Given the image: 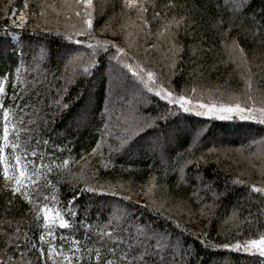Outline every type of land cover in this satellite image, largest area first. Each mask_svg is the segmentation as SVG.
<instances>
[{
    "label": "trees",
    "instance_id": "16d2710c",
    "mask_svg": "<svg viewBox=\"0 0 264 264\" xmlns=\"http://www.w3.org/2000/svg\"><path fill=\"white\" fill-rule=\"evenodd\" d=\"M50 1L43 0L45 4ZM24 2L25 0H12L10 4L9 0H0V80L8 78L5 81L4 103L6 106L15 108L11 98L14 92L13 82L17 81L16 69L19 67L20 80L25 82L22 87L17 82L15 87L18 96L22 93L23 99L20 106L23 107L24 104L34 106L25 111L33 113L35 110L38 114L23 117L24 126L31 128V133L18 130L15 134L10 132V137L15 138V135H19L22 142H28L33 146L39 141L38 153L43 156V162L53 168L50 173H47L46 169L43 171L46 172L47 179L56 184L59 198L64 202L65 208L68 207L67 201L79 192L73 205V210L78 211L73 227L68 229L56 227L54 233L56 246L59 247L63 243L67 251L73 236L83 243L86 239L85 229L80 226L79 221L84 220L89 225L106 224L114 211V206L119 204L122 207L126 206L130 213L135 212L137 219L142 217L144 222L164 228L173 236L180 235L179 230L175 228V221H179L181 228L186 229L183 240L193 252L191 264H261L264 258L259 257L258 254L250 255L228 249L207 247L195 234L208 233L209 242L215 245L225 242L226 238L232 239L233 242L234 238L241 240L249 237L258 238V232H264V203L257 198L256 194L251 193L248 187L233 184V181L238 178L246 182H258L260 179L255 181L254 177L248 175V173L254 174L251 169L245 172L246 174L240 173L239 170L243 168L230 161L227 158L228 153H223L237 147L251 159L264 160V143H251L253 139L264 140V125L239 118L190 117L193 124L200 121L202 127L206 129L200 145L195 149V156L199 157L201 153L207 155L206 162L200 161L198 167L199 175L204 183L210 186V191L203 185L198 186L196 164L185 166L187 181L178 183L179 172L173 169L178 168L184 159L193 158L186 152L190 141L183 132L178 133L168 145L166 161H162L158 151L153 153L133 150L131 153L110 156L105 144L95 156H89L88 163L85 164L80 161V157L84 153H90L100 139V133L105 127L101 118L105 108L109 110L113 124L117 120L123 123L128 115L132 97L124 91L123 80L118 71L117 83L113 82L116 76L108 63L107 56L104 55L100 57L102 66L94 71L92 77L78 78L75 84H68L67 76L71 75V71L66 72L64 67L67 62L64 46L68 42L56 35L65 28L57 29L55 25H52L53 22L45 23L39 19L41 0H27L28 22L22 27H15L11 21L5 19V12L11 15V8L22 9ZM99 2L101 3L102 0ZM104 2L102 14L98 17L100 22H96L94 12L95 29H104L107 23L109 29H115L119 34L120 29L116 28L117 24L126 21L128 16L132 19L137 18L135 11L129 12L122 9V0H104ZM143 3L147 8L145 16L150 22L152 42L157 40L156 33L162 25L167 24L173 17L176 19L180 16L186 17L178 35L182 50L178 54L177 68L172 77L173 86L177 90L181 87L191 88L193 85L199 89L202 87L212 89L222 85L229 90L245 87L242 74L227 59L229 53L222 43L224 37L221 35L224 29H229L230 36L237 38L238 43L246 51L249 70L254 74L253 89L264 87V0H243V9L235 12L233 9L236 5L233 0H172L173 8L167 7L169 0H143ZM154 11L160 12L161 16L154 19ZM218 21L221 23H217ZM131 22L138 25L141 23L138 18ZM5 24L8 25V31L18 34L17 39L5 34ZM109 32L110 30L103 31L99 34L100 36L97 34L96 36L100 39L116 40L108 37ZM127 37L128 41L132 38ZM116 41L125 42L122 36ZM160 44L163 51L162 40ZM130 45L131 51L140 56L137 45L132 43ZM41 46L44 48L43 54ZM80 47L71 45L73 49ZM145 56L141 55L142 60L151 62L150 67H155L158 71L162 70L164 60L158 57V53L152 52L146 58ZM242 71H245L244 68ZM61 76L65 79H59ZM117 85H120L122 89H115ZM64 87L68 88L63 97L64 102L70 105L67 109L57 108L54 103L55 100L61 99L58 90ZM158 110L159 106L155 98L141 107V112L145 115L155 116ZM15 119L19 120L20 116L17 115ZM30 119L36 120L37 124L29 125ZM45 119L46 125L43 122ZM0 135H2V121H0ZM29 135L32 137L30 141ZM45 140L48 141L47 144L44 143ZM209 149H213L211 154H208ZM101 152L104 154L103 159L100 158ZM10 153L9 147L5 156H9ZM179 153H184V156L178 158ZM53 159L56 164L51 163ZM64 159L70 160L69 165L65 166L66 170L57 167L63 163ZM77 161L79 163H76ZM35 162L40 163V156L36 157ZM12 163H15L14 158ZM82 170L89 184L102 188L105 192L116 191L120 193V196L129 197L136 196L143 188L149 186L150 177H156L155 184L158 186L155 189L163 197L161 201H164L162 209L164 215L149 211V208L158 206L143 207L132 197L129 201H123L120 196L81 192L85 184L76 179V176ZM69 171L73 174L72 176L68 174ZM9 174H13L11 166ZM40 183L42 190L50 196L51 187H44L47 181L41 179ZM194 192L198 193L204 204H210L215 200V207L210 216L201 215V205L193 196ZM214 193L218 195L214 196ZM30 209L31 205L28 202L19 195L15 197L12 195L10 186H6L3 177V165H0V223L6 224L11 221L15 225L18 221H23L21 228L27 230L28 221H32L30 225L32 231L29 232V236L39 244L38 236L42 229L35 223ZM189 210L193 213L191 218ZM234 210L237 213V219L230 221L228 218ZM249 213H251L250 220ZM165 216H171L172 219H165ZM67 218L73 220L70 216ZM42 223L41 214L40 224ZM61 235L67 239L61 241ZM89 246H92L90 240ZM44 251L46 254L47 244L44 245ZM25 261L30 264H44L38 251L26 252ZM85 264H87V257H85ZM176 264H188V257L184 256L180 259V254L177 253Z\"/></svg>",
    "mask_w": 264,
    "mask_h": 264
},
{
    "label": "snow or ice",
    "instance_id": "6c2138e0",
    "mask_svg": "<svg viewBox=\"0 0 264 264\" xmlns=\"http://www.w3.org/2000/svg\"><path fill=\"white\" fill-rule=\"evenodd\" d=\"M12 0H9L11 4ZM236 7L233 11L242 10L243 0H233ZM29 5L25 0L22 9L11 8L12 15L5 12V19L16 24L17 27L25 25L28 19ZM39 16L46 20V8H55L52 4H45L43 0L39 5ZM68 13H74L78 18V23L70 26L66 25L65 30L57 32L56 35L65 39L68 43L64 46V55L67 62L64 64L66 72L71 71V75L67 76L68 84H75L78 78H90L94 75V71L102 66L100 57L107 56L108 63L112 66V71L119 72L123 80L125 91L132 96L128 115L121 123L117 120L114 124L110 120L109 110L105 108L102 113V120L105 124L104 129L100 133V139L96 142V146L91 149L90 153H84L80 157V161L88 163L89 156H95L101 147L107 144L109 155L120 153H131L133 150L157 151L161 155L162 161L167 160L168 145L178 133H185L189 137V147L186 152L190 157L184 159L178 168L173 169L179 172L178 183L186 182L185 166L196 164V179L198 186L203 185L205 189L211 190L210 186L206 185L203 178L199 175V162L207 160V155L201 153L199 157L195 156V149L200 145L202 136L206 129L202 127V122L197 121L193 124L190 117L201 118H216V119H233L253 121L260 125H264V94L259 98L252 94L253 90V73L249 70V61L246 57L245 49L238 43V39L230 36V30L224 29L221 35L224 37L222 43L229 53V57L237 67L244 68L242 78L244 79L245 88L239 93H221L220 96H213L210 90L199 89L193 85L191 88L181 87L177 90L173 86L172 77L175 75L177 68L178 54L182 48L178 40L179 31L186 21L185 16H180L179 19L173 17L167 24L156 33L157 40L163 41V49L165 55L163 57L164 65L162 70H157L155 67H150L149 63L142 60L136 53L131 51V45L127 43L128 37L125 36V42H117L116 40L100 39L95 35L94 28V4L93 0H71V2L62 6ZM168 8H173L172 0H169ZM122 9L135 11L140 24L137 25L141 38L150 36V22L146 18L145 7L143 0H122ZM19 11V16L15 13ZM36 15V13H33ZM160 12L153 13V18L160 17ZM68 17H66L67 19ZM19 21L17 24L16 22ZM221 23V22H217ZM123 25L121 29H123ZM215 27V25H214ZM70 28V30H69ZM148 31H145V30ZM175 29V30H173ZM109 30L106 23L105 28L101 31ZM5 34L10 35L13 39H17L18 34L14 31H8V25L5 24ZM123 32L121 31V33ZM81 46L73 49L71 45ZM160 43L150 44L144 49L145 55L151 50H160ZM81 48L83 50H81ZM44 48L41 46V53ZM170 73V74H169ZM17 81L13 82L14 92L11 98L12 106H6L4 98H6L5 81L0 80V121H2V135H0V165H3V177L6 186H10L12 195H19L24 201L31 205L30 214H32L37 226L42 229L39 232L38 241L29 236L32 231L30 225L32 221H28L29 228L24 230L21 228L23 221H18L15 225L11 221L0 223V264H30L25 261V255L28 251H38L40 259L44 264H176L177 253L180 254V259L184 256L188 257V264H191L193 252L190 246H187L183 240V234L186 229L181 228L179 221H175V228L179 230V236H173L168 230L157 227L150 222H144L143 218L137 219L135 212H129L127 207L114 206V211L106 224L89 225L84 220H80V226L85 229V241L81 243L75 236L69 242L70 247L65 251L64 244L56 246L55 230L68 229L73 227L78 211L73 210V205L78 198L79 192L72 196L68 201V207H64V202L59 198V193L51 180L47 179V173L53 171L49 164L43 162V156L38 153L39 141L35 146L28 142H22L19 135L15 138L10 137V132L15 134L18 130H23L25 133H31L32 129L25 127L23 117L25 115H38L35 113H26V109L30 106L24 104L21 107L22 93L15 92L17 82L22 87L25 83L20 80V68L16 69ZM56 79V77H54ZM59 79H65L64 76ZM68 91L67 87L58 90V95L61 99L54 101L57 108H69V104L64 102V93ZM83 98V93H81ZM155 98L159 110L156 115H145L141 112V107L150 99ZM162 102V103H161ZM19 115L20 119L15 117ZM171 118V119H169ZM45 125L47 120H43ZM162 122V123H161ZM187 122V123H183ZM29 125L37 124V121L30 119ZM11 125V127H10ZM114 137V140L112 138ZM32 139L29 135V141ZM112 140L111 143H108ZM45 144L48 141H44ZM252 144L264 143V140L253 139ZM11 148L9 156H5L7 149ZM213 149L208 150L211 154ZM50 155V154H49ZM40 156V163L35 162L36 157ZM184 153H179L178 158H182ZM31 157V158H29ZM14 158L15 163H12ZM100 158H104L103 152L100 153ZM52 164H56L53 159ZM70 160L64 159L63 163L57 167L65 169L69 165ZM76 163H79L77 161ZM11 166L12 175L9 174ZM66 170V169H65ZM70 176L73 174L69 171ZM167 173H165L166 175ZM260 181L246 182L244 179H235L234 185L246 186L250 192L256 194L257 198L264 203V169L260 171ZM46 180L44 186L51 187V195L41 188L40 180ZM76 179L84 182L85 187L80 191L96 193L98 195L120 196L116 191L105 192L102 188H98L88 183V178L82 170ZM156 177H150L149 184L153 187ZM218 194L214 193V196ZM145 196H152V187H149L145 192ZM196 200L200 203L201 215H211L212 209L215 207V200L210 204H204L202 198L197 192L193 193ZM123 201H129V196H120ZM191 199V198H190ZM153 205H156V200L153 199ZM11 203V201H9ZM143 207H149L148 204ZM163 201L156 208H149V211H156L158 215H164ZM42 214L43 223L40 224ZM27 215V214H26ZM193 213L189 210V217ZM72 217L73 220L67 217ZM165 219L171 220V216H165ZM237 219V213L234 210L228 218L230 221ZM251 213H249V220ZM227 222V221H226ZM14 229V230H13ZM91 234V235H90ZM200 238V242L207 247H215L228 249L235 252H243L250 255L258 254L264 258V232H258V238H239L227 239L223 243L212 245L208 240V233H196ZM239 235V233H238ZM67 238L61 235L60 240L64 241ZM89 240L92 246H89ZM47 244V253L45 254L44 245ZM11 253V255L9 254ZM264 264V260L261 261Z\"/></svg>",
    "mask_w": 264,
    "mask_h": 264
},
{
    "label": "rangeland",
    "instance_id": "374dc122",
    "mask_svg": "<svg viewBox=\"0 0 264 264\" xmlns=\"http://www.w3.org/2000/svg\"><path fill=\"white\" fill-rule=\"evenodd\" d=\"M107 1V0H105ZM71 2V0H51L50 2H48V4H52L55 8V11H53L52 8H46L45 11H46V20H47V23L48 22H53L52 25H55L57 29H60V28H65L66 25L70 26L72 24H76L78 23V18L75 17L74 13H68L62 6ZM95 2V3H94ZM103 2L104 0H102V2L100 3L99 0L95 1L93 0V4H94V12H95V17H96V22H100V19L98 18L100 14H102V9H103ZM100 3V4H99ZM105 3V2H104ZM12 15V14H11ZM15 16H19V11H17L15 13ZM40 17V16H39ZM66 17H68L66 19ZM41 21L44 22V19H42L41 17L39 18ZM98 19V21H97ZM134 20L137 18H133ZM130 16H128V18L126 19V21L120 23V24H117V27L116 28H119L120 29V33L121 31L123 33H125L124 35H120L116 32L115 29H109L110 32L107 34L108 37H112L114 39H119L120 36H122V38L125 40V36H129V37H132L130 41H128V43L130 42V44L132 43L133 45H137L136 47L138 49H140V51H138V53L140 54L139 57H141V55H145V51L144 49L147 48L148 45L150 44H156V43H161V40H155L152 42V38H150V36L148 38L144 37V38H141L142 37V34L139 33V29H137V25L138 23H133L131 22L133 20ZM28 20V19H27ZM28 21H26L27 23ZM17 24L19 23V21L16 22ZM25 23V24H26ZM13 24V23H12ZM15 27L16 24H13ZM96 25V23H95ZM116 25V24H115ZM124 26L123 29H121V26ZM110 28V27H109ZM101 29H95V35L97 34L98 36H100L99 34H102L100 31ZM151 40V41H150ZM121 42V41H120ZM152 52H156L158 53V57L162 60L164 55H166L167 53H165V51L163 50H151L147 56L150 55V53L152 54ZM145 56V58L147 57ZM229 56V54H228ZM142 59V57H141ZM228 61L233 65V66H236V69L238 68L237 67V64L233 63L232 60L230 59V57L227 58ZM238 72H240L241 74L244 73V71H242V67H239L238 68ZM116 78L114 77V83L116 84L117 83V72L114 73ZM240 75V74H239ZM241 76V75H240ZM242 77V76H241ZM245 85V83H244ZM245 87H243L241 89H235V90H229L227 87L225 86H220V87H215V88H212V89H205V88H201V89H204V90H210L211 94L213 96H220L221 93H224L225 95H227L228 93H235V94H239L241 93L243 90H244ZM115 89H122V87L120 85H117L115 86ZM119 91V90H118ZM125 91V89H124ZM252 94L254 96H256L257 98H259L260 95L264 94V87L263 88H258L257 90L253 89L252 90ZM128 95L130 97L131 94L128 93ZM223 153H228L227 154V158L230 160V161H233V163L235 165H237L238 167H242L243 169H240L239 172L240 173H245L247 172L248 170H252V172H254V174H251V173H248V175H251L252 177H254V180H258V179H261L260 177V171L263 169V166H264V160L262 158H260V160H256V159H251L247 156H245V154L243 153L242 150H240L239 148H232L230 150H226L225 152ZM246 174V173H245ZM249 178V177H248ZM149 187H152V196L151 197H148V196H145V192L148 190ZM130 195V194H129ZM133 198V200H137L139 201V205H145V204H148V205H152V200L155 199L156 200V206H158L160 203H161V200H163V197L158 194V192L156 191L155 187H153L151 184H149V186H146L145 188H143L141 190V192L139 194H137L136 196H131L130 195V198ZM164 202V201H163ZM158 204V205H157ZM183 209V208H181Z\"/></svg>",
    "mask_w": 264,
    "mask_h": 264
}]
</instances>
